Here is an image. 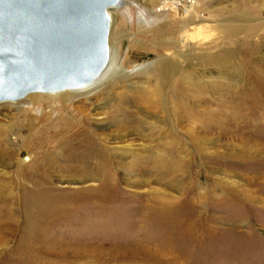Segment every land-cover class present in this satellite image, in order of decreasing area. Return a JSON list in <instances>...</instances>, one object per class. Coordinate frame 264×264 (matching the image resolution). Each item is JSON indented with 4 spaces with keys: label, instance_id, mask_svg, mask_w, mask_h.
<instances>
[{
    "label": "rangeland",
    "instance_id": "rangeland-1",
    "mask_svg": "<svg viewBox=\"0 0 264 264\" xmlns=\"http://www.w3.org/2000/svg\"><path fill=\"white\" fill-rule=\"evenodd\" d=\"M111 13V88L0 105V264H264V0Z\"/></svg>",
    "mask_w": 264,
    "mask_h": 264
},
{
    "label": "water",
    "instance_id": "water-1",
    "mask_svg": "<svg viewBox=\"0 0 264 264\" xmlns=\"http://www.w3.org/2000/svg\"><path fill=\"white\" fill-rule=\"evenodd\" d=\"M122 0H0V103L94 83Z\"/></svg>",
    "mask_w": 264,
    "mask_h": 264
},
{
    "label": "bare ground",
    "instance_id": "bare-ground-1",
    "mask_svg": "<svg viewBox=\"0 0 264 264\" xmlns=\"http://www.w3.org/2000/svg\"><path fill=\"white\" fill-rule=\"evenodd\" d=\"M123 1L124 0H122L121 4L118 5L117 7L110 9L109 14H110L111 18H113L112 17V13H111L112 10L118 9V7H120L122 5ZM168 1L177 2V3L178 2H181V0H168ZM208 32H210V31L208 29L207 24H203L202 23V24H199L198 26L194 27V33L193 34L191 33L192 35H190V36H192V39L194 41L196 40L195 42H201V43H203V41L206 39V38H204L205 37L204 33H208ZM110 51H111V55H110L109 63L107 65L106 69L104 70L103 74L94 83H92L91 85H89L87 87H84V88H80V89H76V90H66V91H62V92H58V93H33V94H30V95L26 96L25 98H23L21 100L14 101L12 103H16V102H21V101L27 100L28 103L31 102V104H32V105H30L27 108L26 107L25 108L24 107H20V110L21 111L17 115H15V117H16L15 120L18 121V122H20V124H23L24 122H26L25 120H23L24 117L28 116L31 113V111H35V112L37 111L35 109L36 107L33 108V105H35V103H36V100L34 99V96H36V95H47V96H53V97H58V96H62L63 95L61 97L63 99L61 101H59L58 104H57L58 105L57 107L61 108V106L64 107V106L67 105V103L70 102L71 99H69V98H70V96H72L71 94H73V93L86 92V91H89L90 92V90L92 91L93 89H95L98 86H100L102 83H104L103 86L97 88L94 92H92L93 96L94 95H97L99 93H102L103 91L108 90L109 88H111L110 87V85L112 84L111 78L115 75L116 71L118 70V68H117L118 63H117V61H116V59L114 57V52H113L112 47L110 48ZM224 65L229 66L230 64L225 63ZM183 67H185L184 64H181V63L176 62V61H173V63L170 62V63L164 65L162 67V69H161V80H160L161 81L160 82L161 86L162 85H166V83H169L170 84L171 80H173L174 78H176L177 75H180V73H184V75H182L180 77V81H183V82L186 83L190 79L192 81L195 80V79H193V78H195V76L193 74V71L194 70L191 71V70H188V68L187 69L185 68V70H183ZM114 77H116V75ZM183 82H182V84H183ZM206 83L209 84L210 86H212V88H213L214 86H216L218 84V81L212 79L210 83H209V80ZM190 87H191V85H190ZM60 103H65V104L63 105V104H60ZM2 104H4V103H0V105H2ZM83 116H85V118H86V115H83ZM4 117H6V116H4ZM107 118L108 117L101 116L100 112H98L97 114H95L94 120H95V122L98 121V123H99V126L98 127L102 128L103 130H108L110 127H112V123H110L109 120H107ZM4 126L5 125H3L2 119H0V129H2V127L4 128ZM3 131H4V129H3ZM3 135H1L0 138L3 137ZM5 141L8 142L10 140L7 138V139H5ZM5 152H7V151H5ZM136 182H137V179H134V181H132L131 184L132 185H135ZM62 184H68V185H72L73 184V185H76L77 183L76 182H73V181H64ZM6 186H7V184H6ZM7 187H9V186H7ZM104 188H105V186H103V185L100 184L99 187H97V189H95L94 192H91V193H92V195H95L96 196L98 193H100L102 195V193L109 192V190H112L111 187L110 188H106V190ZM10 189H11V187H10ZM7 193H9V192H7ZM101 202H102V200H101ZM0 240H1V237H0ZM144 260L147 261L146 258ZM148 261H149V259H148ZM9 264H11V262Z\"/></svg>",
    "mask_w": 264,
    "mask_h": 264
}]
</instances>
